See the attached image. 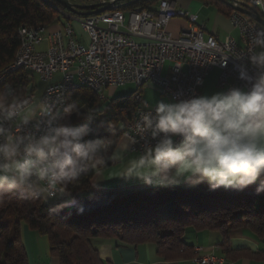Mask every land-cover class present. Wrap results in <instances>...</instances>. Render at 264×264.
Wrapping results in <instances>:
<instances>
[{"label": "clouds", "instance_id": "9594fccd", "mask_svg": "<svg viewBox=\"0 0 264 264\" xmlns=\"http://www.w3.org/2000/svg\"><path fill=\"white\" fill-rule=\"evenodd\" d=\"M257 3L264 6V0ZM251 33L252 47L236 56H246L256 69L249 75L240 68L239 77L249 86L158 101L154 108L145 104L135 123L144 143L120 176L164 187L183 181L206 183L212 191L256 185V194L264 192V27ZM59 104L63 100L49 98L21 104L11 82L0 87V201L13 193L25 200L56 195L89 162L103 163L107 141L85 139L92 132L89 125L73 126L70 121L81 110L64 104L61 116Z\"/></svg>", "mask_w": 264, "mask_h": 264}, {"label": "trees", "instance_id": "16d2710c", "mask_svg": "<svg viewBox=\"0 0 264 264\" xmlns=\"http://www.w3.org/2000/svg\"><path fill=\"white\" fill-rule=\"evenodd\" d=\"M74 2L92 5L95 0ZM157 2L124 0L111 11L152 10ZM215 2L232 13L233 8L225 2ZM67 16L74 14L55 0H0V71L14 61L21 45L22 27H51L60 21L67 24L70 22ZM134 98V93L117 98L107 110L100 111L97 109L100 99L90 89L81 87L68 95L67 104L81 110L79 115L72 114L71 124L89 125L92 132L85 139L107 141L104 161L89 162L74 182L60 187L61 194L71 196L52 201L46 195H38L25 200L13 193L0 201V264H29L22 242L23 225L48 238L50 251L60 258L61 264H111L101 258L93 245L99 238L117 240L127 246L154 245L165 261L196 256L194 246L184 238L188 229L220 231L224 247L233 230L248 229L264 239V192L256 194V185L242 191L223 187L212 191L206 183L193 189L168 186L94 191L95 175L111 165L124 128L136 112ZM241 255L225 251L227 259L235 260ZM252 256L264 260V251Z\"/></svg>", "mask_w": 264, "mask_h": 264}, {"label": "built area", "instance_id": "2783aa9c", "mask_svg": "<svg viewBox=\"0 0 264 264\" xmlns=\"http://www.w3.org/2000/svg\"><path fill=\"white\" fill-rule=\"evenodd\" d=\"M114 1L115 6L123 2H110ZM245 3L264 19V6L257 0H246ZM177 17L187 19L189 27L179 38H174L167 27ZM229 18L241 33L242 45L232 37L224 40L215 34L206 37V27L198 25V15L191 16L179 9L173 0H158L152 10L136 8L90 17H70L79 23L86 38L83 42L75 38L71 21L58 31H50L48 26L22 27L19 31L21 45L14 61L1 69L0 87L11 82L18 89L21 104L37 102V75L46 84L39 100H63V104L58 105L60 113L67 104L68 95L81 87L104 92V99L105 89L128 84L139 88L153 87L169 102L199 96L203 79L215 69L220 71L218 85L222 89L247 88V82L239 77L240 68H246L249 75H255L256 69L246 56L243 60L236 56L247 54L252 47L251 29L264 26L235 9ZM44 41L47 49H39ZM16 66H23V73H16ZM134 99L137 109L123 135L130 140L135 138L131 153L137 155L136 151L144 141L136 135L135 123L147 103L140 93H136ZM18 126V121L12 125L14 130ZM31 128L30 124L26 130ZM60 194L59 188L56 195H45L53 200ZM217 250L201 254L202 250L195 249L193 261L225 264V259H216Z\"/></svg>", "mask_w": 264, "mask_h": 264}, {"label": "crops", "instance_id": "0c3cea01", "mask_svg": "<svg viewBox=\"0 0 264 264\" xmlns=\"http://www.w3.org/2000/svg\"><path fill=\"white\" fill-rule=\"evenodd\" d=\"M70 1L74 2V0ZM106 1L111 0H95L94 4ZM122 1L124 0H121L120 2ZM221 1L224 2L223 0ZM237 1L245 3L246 0ZM213 7L214 6H208L207 4V6L205 7L204 5H199V7H196L195 9L198 12V25H203L206 27V37L210 34H215L220 40H224L227 37H232L240 45H242V37L240 31L236 27H234L230 22L229 14L231 12L225 10L221 5H217V7L215 8ZM57 27L58 26L54 24L49 27V30L58 31L62 29ZM188 27L189 21L187 19L182 20L181 18H174L169 22L167 30L173 35L174 38H179L182 31L187 29ZM81 34V38L85 40L86 38L82 30ZM39 49H47V42L44 41ZM219 75L220 71L218 69H215L211 72L209 76L203 79L200 87L201 95L210 96L218 91L224 90L218 85ZM146 87L157 92L159 98L153 101L155 104L158 101L169 102L168 100L162 98L155 88L148 86ZM143 100L145 102V99ZM146 103L150 104L148 100ZM129 141L130 139L123 135L122 139L118 144L117 149L113 153L111 165L107 169L99 171L95 175L93 180L94 191H133L137 189L164 187L159 186L155 182L151 185H148L145 184L142 180L137 179L135 177L120 176L126 166L127 160L136 156V154L131 153L132 143H129ZM124 144H128L127 150H124ZM171 186H178L183 189H193L197 185L192 186L188 183L181 181L180 183ZM24 229L25 231H28L27 226H24ZM184 238L189 239V241L186 242L187 244L193 245L194 250H202L201 254L210 253L214 251L215 248H218L215 253L217 256L225 258V264H264V260H259L252 256V254L264 251V239H260L248 229L231 231L229 233V238L225 247V239L222 232L220 231H186ZM99 245H101V247H99ZM99 245L96 248L98 249L101 258L111 264H198L194 262L193 259L165 261L158 256L156 247L150 244L139 246H127L117 240H107V243ZM226 250H230L232 254L242 255L240 256V258H237L235 260L227 259L225 256Z\"/></svg>", "mask_w": 264, "mask_h": 264}, {"label": "rangeland", "instance_id": "374dc122", "mask_svg": "<svg viewBox=\"0 0 264 264\" xmlns=\"http://www.w3.org/2000/svg\"><path fill=\"white\" fill-rule=\"evenodd\" d=\"M173 1L177 2L179 9H183L186 12H189L191 16L198 15L197 10L195 9L196 7H199V5H204L205 7L208 4V6H214L213 8L217 7L218 5L215 2V0H173ZM70 17L74 18L76 16H67V18L72 23L75 38L79 40L80 42H83L84 40L81 38L82 34H81V28H80L79 23L75 21L73 22V20L70 19ZM178 18L180 19V17H177V19ZM181 19L185 20L183 18ZM56 25L58 26L57 28H60V29L61 28L64 29V27L66 26L65 24H63V21L57 22ZM35 77H36V84L38 86V91H37V102H38L40 97L43 94L46 84L43 83L37 75ZM55 78L56 80H58L59 74H57ZM133 93L134 94L140 93L143 99H145V103L148 100L150 102L149 105L151 106H155L156 104L153 101L159 98L156 91H153L152 89H149L146 86L139 88L135 84H128L122 87H110V88L105 89V99H100L97 109H99L100 111H105L111 106L112 102L115 99L123 97V96H128ZM24 226H27V225L22 226V242L24 244V247L28 255L29 264H61L60 258L52 255L50 251L48 238L33 231L29 226H27L28 231H25ZM186 231L194 232V230L192 229H188ZM96 240L93 242V245L95 247H97L99 244L107 243L106 239L99 238ZM185 240L189 241L188 238H186ZM99 247H101V245H99Z\"/></svg>", "mask_w": 264, "mask_h": 264}, {"label": "water", "instance_id": "95a60500", "mask_svg": "<svg viewBox=\"0 0 264 264\" xmlns=\"http://www.w3.org/2000/svg\"><path fill=\"white\" fill-rule=\"evenodd\" d=\"M57 3H59L61 6H63L65 9L70 11L74 16H82V17H90L94 15H100L103 13H106L108 11H111L112 8H114L116 1L110 2H101L97 4L92 5H80L75 4L70 0H55ZM119 1V0H117ZM131 2H143V1H149V0H127ZM227 5L231 6L233 9L237 10L241 14L251 18L252 20L258 22L259 24L264 26V19L260 16V14L252 9L250 6H248L246 3L238 2L237 0H223ZM240 3V5L236 6L234 3ZM90 11H87L89 10ZM84 10V11H80Z\"/></svg>", "mask_w": 264, "mask_h": 264}, {"label": "bare ground", "instance_id": "6f19581e", "mask_svg": "<svg viewBox=\"0 0 264 264\" xmlns=\"http://www.w3.org/2000/svg\"><path fill=\"white\" fill-rule=\"evenodd\" d=\"M19 70H23V66H16V72L19 71ZM1 73V71H0ZM95 93V95H97L99 97V99H104V92H99V91H93ZM59 198H62L60 196L58 197H54L53 200H58ZM216 259H225V258H222V257H219L216 255Z\"/></svg>", "mask_w": 264, "mask_h": 264}]
</instances>
